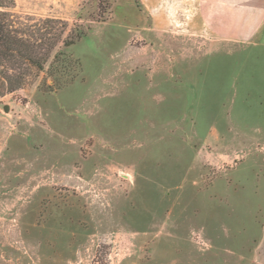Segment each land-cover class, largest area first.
<instances>
[{
  "label": "rangeland",
  "instance_id": "obj_1",
  "mask_svg": "<svg viewBox=\"0 0 264 264\" xmlns=\"http://www.w3.org/2000/svg\"><path fill=\"white\" fill-rule=\"evenodd\" d=\"M169 3L0 0V264H264V43Z\"/></svg>",
  "mask_w": 264,
  "mask_h": 264
},
{
  "label": "crops",
  "instance_id": "obj_2",
  "mask_svg": "<svg viewBox=\"0 0 264 264\" xmlns=\"http://www.w3.org/2000/svg\"><path fill=\"white\" fill-rule=\"evenodd\" d=\"M169 7L175 25L188 33L264 43V0H170Z\"/></svg>",
  "mask_w": 264,
  "mask_h": 264
},
{
  "label": "trees",
  "instance_id": "obj_3",
  "mask_svg": "<svg viewBox=\"0 0 264 264\" xmlns=\"http://www.w3.org/2000/svg\"><path fill=\"white\" fill-rule=\"evenodd\" d=\"M0 37L2 38V35H1V33H0Z\"/></svg>",
  "mask_w": 264,
  "mask_h": 264
},
{
  "label": "water",
  "instance_id": "obj_4",
  "mask_svg": "<svg viewBox=\"0 0 264 264\" xmlns=\"http://www.w3.org/2000/svg\"><path fill=\"white\" fill-rule=\"evenodd\" d=\"M5 109L7 110V107H5Z\"/></svg>",
  "mask_w": 264,
  "mask_h": 264
}]
</instances>
